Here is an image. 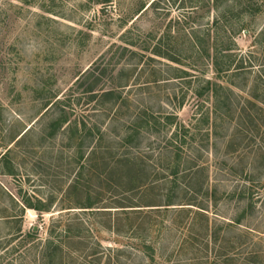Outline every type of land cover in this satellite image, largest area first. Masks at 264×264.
Here are the masks:
<instances>
[{
	"label": "rangeland",
	"instance_id": "1",
	"mask_svg": "<svg viewBox=\"0 0 264 264\" xmlns=\"http://www.w3.org/2000/svg\"><path fill=\"white\" fill-rule=\"evenodd\" d=\"M106 1L0 0V154L31 128L9 156L15 175L0 174V187L25 208L21 233L13 241L19 249L2 264H40V247L51 233L60 235L54 223L67 218L61 209L69 205L62 198L74 178L78 144L67 125L57 130L54 123L68 117L69 124L97 127L107 134L102 142L106 149L143 113L160 122L158 135L139 141V159L131 170L135 184L142 176L137 174L140 168L157 181L143 202L165 205L171 198L172 204L185 205L194 198L196 207L188 213L180 206L169 207L167 215L155 218L145 245L144 232L129 231L128 221L116 233L105 228L103 219L88 214V250L96 254L79 259L67 247L58 264H211L227 255L242 258L258 242L264 252V114L250 110L236 128L235 113L250 96L264 108V0H231L228 8L222 0H192L195 9L188 10L179 1L162 2L157 10L148 9L155 0ZM217 18L211 44L232 54L231 72L219 77L211 61L201 59L184 36L178 44L164 39L169 27L194 26L202 28L198 37L204 48L205 30ZM162 40L181 63L153 56ZM204 79L234 93L223 89L218 95L228 96L232 109L223 107L216 125L210 115L213 97H197ZM93 82L91 101L83 91ZM112 90L120 98L101 101ZM175 130L178 136L171 142ZM176 167L180 175L172 177ZM184 168L193 169L189 178ZM5 201L0 199V210L16 215L19 207ZM198 208L203 209L199 215ZM240 216L241 226L228 228ZM17 226L13 223L2 232L14 233ZM32 230L37 233L30 240ZM258 262L264 264V256Z\"/></svg>",
	"mask_w": 264,
	"mask_h": 264
},
{
	"label": "trees",
	"instance_id": "2",
	"mask_svg": "<svg viewBox=\"0 0 264 264\" xmlns=\"http://www.w3.org/2000/svg\"><path fill=\"white\" fill-rule=\"evenodd\" d=\"M178 1L183 10H188L187 8L195 9L192 7V0H155L149 5L148 9L157 10L162 2L175 5ZM212 1L214 4H218L219 2V0ZM222 1L224 3H222L223 5L227 8L230 7L231 0ZM105 3L109 4L110 2L107 0ZM218 22L219 20L217 18L216 21H212L211 25L207 26L208 28H206L204 36H206L208 40H206L204 48L198 37V35H201L202 28H193L194 26L189 27L188 30L180 27V29L173 31H171V27H169L164 39L169 38V40L178 44L179 38L184 36L190 44L191 49L198 50V54L201 53V59H209L211 61L213 72L217 77L222 74L228 75L231 72L232 66L231 51L228 50L229 48L220 51L216 42L211 44V41H213L211 35L218 30ZM177 25H179V23H177ZM162 42L163 40L152 50L153 56L170 63H181L177 54H171V52L166 50ZM222 60H224V62L220 63ZM91 68L92 67H90L86 73L89 74ZM78 81H80V79H78ZM203 81L205 83V88L197 93V97L202 98L206 93L213 97L214 108L210 115H213V123L216 125V120L218 118L222 119L221 117H223V107L229 111L232 109V103L229 97L227 96L222 99L218 98V95L223 89H225L228 94L232 95L234 93L230 88H224L215 81L205 79ZM95 85V82L89 83L88 87L83 91L84 94L90 96L91 101L95 99V95L93 94ZM118 87L125 88L126 84H120ZM118 93L119 92L116 90L104 92L101 95V101H105L104 103H111V101L115 102V100L120 98ZM262 107V102H259L258 99L256 100L252 96L246 98L241 104L237 105L235 109L236 117L238 118L236 128L242 126V119L245 113L250 110H257L259 115H263L264 108ZM171 120V118L166 119L168 124H171ZM205 121L208 122V117H206ZM159 123L160 122L153 115L149 116L146 113L142 115L138 114L126 128L125 134H123L122 137L113 138V142H111V145L106 149L102 147V142L107 134L106 132H102L99 128L91 127L85 122L78 121H73L69 124L68 117L61 118L54 123V128L57 130L67 125L66 131L71 133L72 139H75L78 145L72 163L75 165L74 168H72L74 178L68 185L62 198V203H68L69 205V207L61 209V212L65 211L67 218L64 223H62L60 219L58 220L59 222L54 223L57 224L60 235L56 237L54 233H51L45 244L40 247L38 255L40 264H58V262H62L63 253L66 251L65 248L67 249V247L71 248V257L74 255L79 259H81V257L86 259L88 256L96 254L95 251L89 252L88 250L89 246H91L85 234L88 232V225H90L86 221L88 218L86 216H88V214L98 219H103L104 222H102V224L105 225V228L116 233H119L121 223L123 221H128L129 231L137 228L136 231L144 232L146 240L141 243L145 245L148 243L146 241L155 227V218L163 214L167 215L171 210L169 207L180 206L182 208L179 210H183L186 213L193 211L191 208L196 207L194 205L195 201H193L194 198L190 200V204L174 205L172 204L173 200L168 196L170 199H168L165 205H161V202H159V205H146L143 200L148 198L147 193L150 188L155 186V182L157 181H150V174L146 173V170H141L140 168L137 174L139 175L141 172L142 176L136 175L140 180L138 184H135L136 178L131 174L135 161L139 159L137 158L138 148L141 145L139 141L144 138V135H158L160 133L157 128ZM261 125L264 129V122H262ZM30 129L24 133H20L16 138L11 140L9 144V147H11H8L4 153L0 154L1 175H15V169L10 162L9 156L14 152L13 149L18 148L24 139H26ZM182 129L184 131V128ZM177 136L178 132L175 130L172 134L171 142H174L173 140H176ZM115 147H117V150ZM113 150L116 151L113 152ZM120 150H123V153ZM175 157L179 156L176 155ZM192 170V168L183 169V173L187 175L185 178H189ZM178 175L180 174L176 167L175 171L171 173V176L177 177ZM92 179L95 180L93 184L90 183ZM0 199L6 200L5 202L9 203L14 208L19 207L2 187H0ZM53 200L49 202V206L44 210L46 213L50 211V204ZM17 209L18 212L16 215L8 214V211L4 208L0 210V264L19 249V247L13 246V241L16 240L14 237L21 233L20 221L25 213V208L19 207ZM75 210L80 211L76 212ZM198 210L197 213L199 215L201 213L200 211L203 209L198 208ZM242 219L243 216H240V218L233 220L230 222L228 228L233 229V227L241 226ZM13 223L18 225L16 232H2V229H6ZM89 231L91 232L90 229ZM36 233L37 231L32 230L27 238L30 240L34 239ZM261 234L264 235V232ZM260 244L259 242L252 244V250L246 252L242 258L239 257L238 254L227 255L213 260L211 264H227L228 262L233 264H259L258 260L264 256ZM242 245L243 244H240L238 247ZM144 247L145 249L150 248L148 245ZM221 260L225 261L222 263Z\"/></svg>",
	"mask_w": 264,
	"mask_h": 264
}]
</instances>
